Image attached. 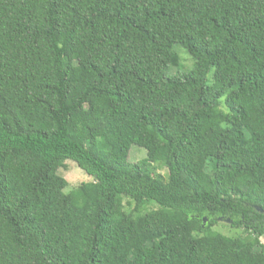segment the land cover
I'll return each instance as SVG.
<instances>
[{"label": "trees", "instance_id": "obj_1", "mask_svg": "<svg viewBox=\"0 0 264 264\" xmlns=\"http://www.w3.org/2000/svg\"><path fill=\"white\" fill-rule=\"evenodd\" d=\"M263 238L264 0H0V264H264Z\"/></svg>", "mask_w": 264, "mask_h": 264}, {"label": "rangeland", "instance_id": "obj_2", "mask_svg": "<svg viewBox=\"0 0 264 264\" xmlns=\"http://www.w3.org/2000/svg\"><path fill=\"white\" fill-rule=\"evenodd\" d=\"M177 52L180 55L181 59V67L180 68H174L168 72L169 77H173L176 75H182L187 74L191 72L194 69L195 61L192 58V56L182 47L177 48ZM148 158V152L145 149H142L138 146H132L130 150V156H129V163L131 165H135L136 163H139L145 159ZM154 174L156 176L165 177L166 180H168V171L166 169H155L153 170ZM59 174L61 177H63L67 183L68 187L66 191H73L77 188H79L83 183L92 182L93 179L88 176L84 171H82L76 163H74L71 160H67L64 162V167L59 171ZM128 200H124V204L126 206V209H129V206L127 205ZM150 210H156L158 209V206L156 204L149 207ZM216 231L226 235V236H236L239 235L240 232L233 230L231 228L226 227L224 224H220L214 228ZM262 243H264V238L261 239Z\"/></svg>", "mask_w": 264, "mask_h": 264}, {"label": "water", "instance_id": "obj_3", "mask_svg": "<svg viewBox=\"0 0 264 264\" xmlns=\"http://www.w3.org/2000/svg\"><path fill=\"white\" fill-rule=\"evenodd\" d=\"M206 221V220H205Z\"/></svg>", "mask_w": 264, "mask_h": 264}]
</instances>
